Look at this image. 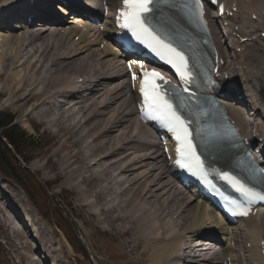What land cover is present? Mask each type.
<instances>
[{"label":"bare ground","instance_id":"bare-ground-1","mask_svg":"<svg viewBox=\"0 0 264 264\" xmlns=\"http://www.w3.org/2000/svg\"><path fill=\"white\" fill-rule=\"evenodd\" d=\"M8 1L14 0H0V4ZM15 1L24 2V0ZM231 1L233 0L228 2ZM83 2V6L85 4L92 6L96 3L95 9L99 8V0H83ZM236 5L238 11L232 25L238 26L240 37H252L261 27V32L264 31V0H236ZM44 12L48 13L46 10ZM14 14L18 18L21 16L17 12ZM251 14H255L257 19L252 20ZM74 21H81V19L76 18ZM110 21L108 18L105 19L106 24H109ZM19 26H23V24L19 23L17 28H20ZM17 28L16 26L1 28L0 21V77L6 78L7 84L5 83V85L8 86H5L6 90L1 92L8 91V100L12 104L18 105V109L28 103L27 101L32 100L30 96L34 97L35 100L31 101L30 108L25 109L24 112L33 114L35 111V118L36 116L46 117V121L41 117V122L46 129L51 128L47 127L45 122L51 127H56L57 134L60 135L59 138L64 141V144L68 141L71 146H76V152L73 155L65 153L64 164L76 165L74 168H78L79 163L84 160L82 158L92 157L91 163L86 165L88 170L85 169V174L81 175L82 172H76L78 175L75 180L80 184L78 193H80V199L82 198V206L91 210L92 215L102 218L107 223L106 225H112L114 235L119 234L122 238L125 236L126 241L123 245L129 247L130 251L135 250L137 244L140 243L141 253L146 252L149 255V264H222L225 257L222 251L224 252L225 248L232 250L228 238L229 233L222 224L220 215L211 210L197 194L187 195L182 189L171 191L172 183L175 185L174 181L165 179L161 183L165 178L167 168L163 164L161 153L158 152L157 143L150 140L152 132L137 120L135 109L132 106L129 107L132 100L122 98L124 86H119L116 89L110 88L112 82L122 75V67L118 63L121 60L115 47L107 43L102 49L97 48L98 44L105 39L104 34L90 29L87 34H80L78 42H74L73 36L78 32V29L72 26L66 29V33L61 32L59 28L57 30L56 27L52 30H36L33 27L29 30H16ZM106 29L109 30L108 27ZM59 33L66 35L63 36ZM251 37L241 43L239 41L233 43V48L240 45L245 46L241 53L236 54V57L233 56L235 54L227 53L223 42L218 38L221 54L226 58V66L219 75L220 82H225L227 77L233 79L235 85L242 84L248 97L257 88L264 89V45L262 44V47H259L258 44L253 45L255 39L252 40ZM94 44L96 48H92ZM237 66L241 68L238 72ZM71 74L84 76L83 81L89 79L84 84L85 99L81 100L77 97V91L80 88L72 87ZM224 74L227 75L226 78ZM27 75H30L31 78L32 75H37L33 76V80H37L35 82L32 80L29 86L31 89L21 96L22 94L19 93L22 90L25 92V88L23 85L20 86L19 80ZM27 81L29 80L25 82ZM33 89H35L34 92ZM32 92L34 94L38 92V96ZM126 92H129L128 89ZM58 98L63 100L58 101ZM262 109L264 111V100H262ZM230 110L239 125L248 130L246 117L241 114L234 103L230 104ZM252 115H256L255 112ZM76 117L77 119H75ZM258 118H260L259 115ZM67 121L70 122L66 123ZM82 127H86L84 130L91 137L89 142L93 143L91 147L88 146L90 156L87 155L88 148L85 147L87 151L84 153L85 149L79 144L81 141L75 137L81 132ZM86 132L83 131L85 135ZM84 134H80L82 138H84ZM119 136H123V139H120ZM58 142L60 141L58 140ZM83 142L85 143V141ZM157 158L161 160H157ZM161 163L163 169H159ZM62 168L60 169L62 170ZM65 175L63 170L62 176ZM72 176L74 177L73 174ZM0 179L2 178L0 177ZM155 184H158V187H153ZM12 187L23 199L25 198L19 189L18 191L14 186ZM183 193L188 196V199L184 198ZM3 194L0 191V199L6 198L5 201H9L10 194L5 198L1 197ZM13 196L18 198L17 194ZM17 201L19 202L18 199ZM0 202L8 224L16 223L17 244L22 243L21 247L29 254H23L24 259H30L31 254L40 250L46 253L47 258L52 259L55 256L53 261L56 264L62 262L61 257H56L55 249L50 241L49 236L52 235L54 239L55 232L53 230L50 229L52 234L48 233L49 236L44 238L45 231L38 229L35 239L32 238L35 242L33 244L29 240L25 228L18 225L19 212L16 213L14 208L10 209L12 203L5 202V204L4 200ZM25 202L27 203V201ZM32 211L35 215V211L33 209ZM35 217L38 219L37 215ZM21 220L24 219L21 218ZM26 221L28 220L26 219ZM30 221L35 222L34 219ZM39 222L42 226L45 225L41 219H38L37 223L39 224ZM44 227L46 230L49 229L46 225ZM252 231H254L252 223L246 222L234 232L235 237L239 238L237 239L239 243L242 242V255H246L247 259L245 264H249L252 259L243 250L246 237ZM28 235H32V233ZM205 237L210 240L201 239ZM217 239L220 246H217V250H211L213 243L210 241ZM65 243L60 240L59 244L63 247ZM17 247L19 248V246ZM182 247H184L185 257L180 260L177 258V254ZM69 249H66L67 252L65 251L67 255L72 252L70 246ZM251 250L255 256L261 258L259 251L254 247H251ZM222 255L223 257H221ZM218 257L221 259L214 262L213 260H217ZM234 257L238 259L237 254Z\"/></svg>","mask_w":264,"mask_h":264},{"label":"rangeland","instance_id":"rangeland-1","mask_svg":"<svg viewBox=\"0 0 264 264\" xmlns=\"http://www.w3.org/2000/svg\"><path fill=\"white\" fill-rule=\"evenodd\" d=\"M258 42H259L258 45L260 46L261 44L264 45V38L260 39ZM254 44H257V43H254ZM233 56L236 57V54ZM236 61H238V58H236ZM18 67H16V69H18ZM33 76H37V75H32V78L30 75H27L25 76L26 78L24 77L23 79L19 80L21 84L20 86L23 85V87L25 88L24 89L25 92H23L22 90L19 93L20 95L22 94L21 96H24L23 94H26L28 90L31 89V87L29 86H30L31 81L33 80ZM24 79L25 81L26 80H29V81L25 82ZM5 80L6 78L4 76L0 77V92L3 90H6L5 86L7 85H5V83L7 84V81ZM24 85L27 87H25ZM34 90L35 89H33V92ZM124 91L126 92V89ZM6 92L4 91V93L3 92L0 93V110L9 111L11 114H13L14 122L20 125L21 127H23L24 130L27 132V134L31 135L33 139L36 140L37 142V148L34 152V155H35L34 159L27 166L30 167V169L34 171V173L36 174V178L40 179L42 184L44 183L49 184L46 186V191H48V194L53 198V203L51 205L58 206L59 208L64 210V212L75 222L76 233L78 234L81 240V244L83 246V249L87 253V256L81 257L79 254L75 253L74 251L71 252V254L69 253L70 255H67L66 249L68 250L69 246L65 243V240L61 237L56 227L52 224L47 223L48 225H51V226H48L49 229L46 230V228L44 227L45 226L44 224H43L44 226H42L40 222L38 224L37 221L39 218L37 219L35 215L32 213L33 212L32 209L25 202L26 200L24 201L25 198L23 199L13 189L12 186L14 185H12L9 181L0 179V187H1L0 191L4 193L3 196L1 195V197L5 198L6 195L10 194V200L5 201L6 199L5 198L3 199L4 203L5 202L12 203V206H10V209L14 208L16 213L19 212L20 218L18 219L19 221L17 223L18 225L20 224L19 226H21L22 228H25V231L27 233V236L29 237V240H31V242L35 244L32 238L35 239V235L37 234L38 229H43L45 231L46 234L44 238L48 237L50 233L52 234L51 230H53L55 232L54 239L52 238V235H51L49 236L50 241L52 243V247L55 249V254L57 255L56 257L58 258L61 257L65 262L64 264H66L67 262L68 264H149L150 262L149 255L146 252L141 253L142 250L139 249L141 247L140 243L137 244V246L135 247V250L130 251L129 247H126L123 245L124 242L126 241L125 236L122 238V236H120L119 234L114 235V231L112 230L113 229L112 225L110 224H109L110 226H108L109 231L105 232L104 234V232H102V229H101L102 224L101 223L99 224V222H97L96 215L94 214L92 215V212L90 213L91 210H87L85 206H82V203H81L82 198L80 199L81 196H79L80 193H78V190L80 187L78 185L80 184L77 182V180H75V178L80 172H82L81 175L86 173V170H88V166L86 165L87 164L89 165L91 163L92 157H89L88 159L82 158L84 160L83 161L81 160L82 162L80 161L81 163H79L80 164V166L78 167L79 169L76 167L74 168V166L76 165L72 166L67 163H65L66 164L65 165L64 164L65 153L73 155V153L76 152V146H71L70 142L66 141L67 140L66 138H65L66 144H64V141L59 138L60 135L57 134L56 127H51L49 124L45 122V125L51 128L49 130L46 129L44 127V124L41 122L42 120L41 117L45 118V121L47 120L46 117L36 116L35 118L34 117L36 115L35 111L33 112V114L31 113L26 114V112H24L25 109L30 108L31 101L35 100L34 97L30 96L32 100L27 101L28 103H25V104L22 103L23 104L22 107L18 109V105L12 104L11 101L8 100L9 92L8 91ZM62 100H63L62 98H58V101H62ZM130 104L131 103H129V107L131 106ZM56 108L57 110H60L58 109V107ZM75 119H77V117ZM70 121H67L66 123H69ZM37 128H38V131H36ZM82 128L80 129L81 132L79 131L80 133L76 134L75 137L77 140L81 141L79 144H81L82 147L85 149L84 151L85 153L87 151L88 146L91 147L93 143L90 144L89 142L91 140V137L88 136L86 130H84V128L86 129V127H82ZM83 131L86 132V135L83 133ZM80 134H84V138H82L81 137L82 135ZM86 136L88 137V139ZM85 137H86V140H84ZM119 138L123 139V136L122 137L119 136ZM58 140L60 142H58ZM83 141H85V143L87 142V144L89 145L85 144ZM88 151H89V148H88ZM88 151H87V155L90 156L91 155L90 151L89 152ZM158 152H160L159 147H158ZM94 153H96V151H94ZM152 154H154V152H152ZM157 160H161V159L157 158ZM60 168H62V170ZM159 169H163L162 163ZM63 170H64V173L66 174L65 176H62ZM67 172H70V173L73 172V173L69 174ZM76 172L78 173L76 174ZM72 174L74 175V177L72 176ZM165 179L169 180L168 177L165 176V178H163L161 183H163ZM113 182H115V180H113ZM76 185L78 186V188ZM75 186L76 188H74ZM153 187L155 188L158 187V184L153 185ZM172 188L173 189L171 191L181 190V189H178L173 183H172ZM15 193L18 195V198L13 196V195H16ZM182 195L184 196L185 199H188V196H186L185 193H183ZM17 199L19 200V202L17 201ZM3 200L0 199V201L2 202ZM190 207L192 208L191 204H190ZM1 208L3 209L2 204L0 202V264H36V262L37 264L42 263V262L49 264V262H54L53 260L55 256L52 257V259L47 258L46 253L40 250H36L35 253L31 254V258L28 260L23 258V254L25 253L27 254V251L21 247L22 243H18L17 245L18 240H17V236L15 233V229L17 227L16 223H13V226H12L13 234H12L10 230L11 226L10 224H8L9 223L8 220L4 218V215H3L4 211H2ZM25 210L28 212H26ZM21 218L24 220L22 221ZM26 219L28 221H26ZM31 219H34L35 222L30 221ZM129 221H130V218H129ZM105 224L107 223L105 222ZM29 232L32 233V235H28L30 234ZM201 239L210 240L209 238H206V237L201 238ZM201 239L199 238V240ZM236 239H239V238L236 237ZM60 240L64 241L65 246L63 247L60 246L59 244ZM17 246H19V248ZM237 247L239 248V245ZM214 250H216V248ZM21 258H22V262H21ZM220 259L221 258L218 257L217 260L215 259L213 261L217 262ZM63 260L62 262L58 264H63Z\"/></svg>","mask_w":264,"mask_h":264},{"label":"snow or ice","instance_id":"snow-or-ice-1","mask_svg":"<svg viewBox=\"0 0 264 264\" xmlns=\"http://www.w3.org/2000/svg\"><path fill=\"white\" fill-rule=\"evenodd\" d=\"M168 2L169 0H122L120 15L123 18V23L121 27L129 29L137 40L146 43L161 60L171 65L181 83L187 86L193 80L189 58L181 48L174 46L168 39L158 34L148 23V15L154 11L153 5L157 3L167 4ZM211 2L216 3V0H211ZM193 6L201 24L206 27L201 0H194ZM187 7L188 5H185V8ZM220 9L223 12V5H220ZM142 37L150 38L151 43ZM141 68L143 69V65H141ZM142 76L139 91L143 96L141 111L145 118L159 121L161 126L172 134V138L176 141V154L178 157L176 163L206 181L208 170L205 168V163L200 154L196 151L193 129L190 126L191 122L181 114L173 99L169 97L168 89L165 87L171 83V79L166 78L154 68L143 70ZM132 78L136 80L137 74L135 72L132 73ZM216 83L210 76L208 77L209 85L215 86ZM184 90L188 91V88L185 87ZM182 161H187V163ZM222 177L238 185L247 197L264 199V194H258L252 189L246 188L239 179L228 172H223ZM232 203L237 208H243V205L239 203ZM233 214L247 216L248 211L242 210L239 213L233 212Z\"/></svg>","mask_w":264,"mask_h":264},{"label":"trees","instance_id":"trees-1","mask_svg":"<svg viewBox=\"0 0 264 264\" xmlns=\"http://www.w3.org/2000/svg\"><path fill=\"white\" fill-rule=\"evenodd\" d=\"M10 122L11 116L8 113L0 114V128H2L1 134L6 137L13 149L21 155L24 152L23 149L31 147L33 142L28 140L23 131L16 125L7 126ZM0 171L4 175L12 178L23 190L31 204L38 207V203L42 199L41 190L33 184V178L30 173L20 170L17 161H15L9 150L3 145H0ZM61 227L67 234L68 231L66 224L62 225L61 223Z\"/></svg>","mask_w":264,"mask_h":264}]
</instances>
